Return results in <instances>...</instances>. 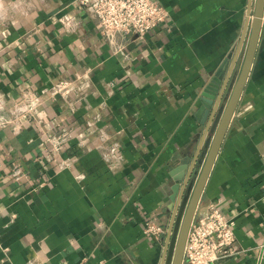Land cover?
I'll list each match as a JSON object with an SVG mask.
<instances>
[{
  "label": "crops",
  "instance_id": "1",
  "mask_svg": "<svg viewBox=\"0 0 264 264\" xmlns=\"http://www.w3.org/2000/svg\"><path fill=\"white\" fill-rule=\"evenodd\" d=\"M81 1L0 0V264H161L172 174L207 154L201 94L238 76L254 10L156 0L169 16L141 38ZM211 205L235 223L217 264H264V20L196 217Z\"/></svg>",
  "mask_w": 264,
  "mask_h": 264
},
{
  "label": "water",
  "instance_id": "2",
  "mask_svg": "<svg viewBox=\"0 0 264 264\" xmlns=\"http://www.w3.org/2000/svg\"><path fill=\"white\" fill-rule=\"evenodd\" d=\"M263 20L264 0H254L250 29L248 32L247 25L241 40L240 50H242L247 37V45L238 76L233 75L232 77L233 66V69L229 72L228 81L224 85L223 90L221 88L222 91H220V86L222 85L218 77L222 76V67L216 76L206 85L201 94L200 112H204V119L206 114L210 115L207 122V133L209 137L205 142L207 154L204 161H202L204 156L202 152L201 157L195 159L193 165L188 166L183 162V165L175 172H186L185 176L175 177L172 174L173 187L170 200L174 203L173 216L169 225L168 239L161 264H183L184 262L187 236L191 224L196 217L199 203L216 162L225 134L250 75L262 33ZM231 77L232 79L229 81ZM233 78H236L235 81ZM216 92L219 98H217V95L214 97Z\"/></svg>",
  "mask_w": 264,
  "mask_h": 264
},
{
  "label": "built area",
  "instance_id": "3",
  "mask_svg": "<svg viewBox=\"0 0 264 264\" xmlns=\"http://www.w3.org/2000/svg\"><path fill=\"white\" fill-rule=\"evenodd\" d=\"M82 4L88 0H82ZM93 10L102 35L120 32L143 38L165 23L169 14L156 0H95ZM235 223L214 205L190 227L183 264H217L230 256L235 242ZM160 228L146 223L145 234L157 238Z\"/></svg>",
  "mask_w": 264,
  "mask_h": 264
}]
</instances>
